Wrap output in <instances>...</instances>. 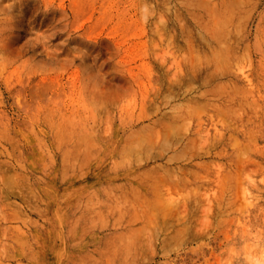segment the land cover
I'll use <instances>...</instances> for the list:
<instances>
[{
    "label": "rangeland",
    "instance_id": "rangeland-1",
    "mask_svg": "<svg viewBox=\"0 0 264 264\" xmlns=\"http://www.w3.org/2000/svg\"><path fill=\"white\" fill-rule=\"evenodd\" d=\"M0 264H264V0H0Z\"/></svg>",
    "mask_w": 264,
    "mask_h": 264
},
{
    "label": "bare ground",
    "instance_id": "bare-ground-1",
    "mask_svg": "<svg viewBox=\"0 0 264 264\" xmlns=\"http://www.w3.org/2000/svg\"><path fill=\"white\" fill-rule=\"evenodd\" d=\"M216 53H217V52H216ZM214 60H215V59H214ZM212 72H213V71H212ZM162 181H163V180H162ZM162 181H161V182H162ZM180 230H182V229H180ZM184 231L186 232L187 230H184ZM130 238H131V237H130ZM130 238H129V239H130Z\"/></svg>",
    "mask_w": 264,
    "mask_h": 264
}]
</instances>
